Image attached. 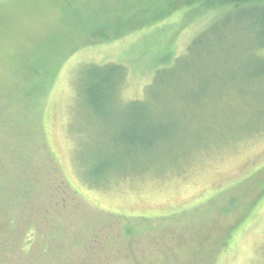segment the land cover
I'll return each mask as SVG.
<instances>
[{"label": "rangeland", "instance_id": "374dc122", "mask_svg": "<svg viewBox=\"0 0 264 264\" xmlns=\"http://www.w3.org/2000/svg\"><path fill=\"white\" fill-rule=\"evenodd\" d=\"M196 1L0 0V264H264V37Z\"/></svg>", "mask_w": 264, "mask_h": 264}, {"label": "trees", "instance_id": "16d2710c", "mask_svg": "<svg viewBox=\"0 0 264 264\" xmlns=\"http://www.w3.org/2000/svg\"><path fill=\"white\" fill-rule=\"evenodd\" d=\"M201 2L203 10L200 15L218 10L226 23L232 19L243 21L245 19L246 22L253 24L256 35L264 37V0H201ZM262 47L264 48V45Z\"/></svg>", "mask_w": 264, "mask_h": 264}]
</instances>
